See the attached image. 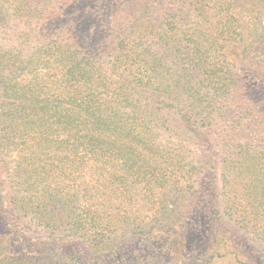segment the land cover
<instances>
[{
	"label": "trees",
	"instance_id": "16d2710c",
	"mask_svg": "<svg viewBox=\"0 0 264 264\" xmlns=\"http://www.w3.org/2000/svg\"><path fill=\"white\" fill-rule=\"evenodd\" d=\"M92 1L0 0V264H264V0Z\"/></svg>",
	"mask_w": 264,
	"mask_h": 264
},
{
	"label": "rangeland",
	"instance_id": "374dc122",
	"mask_svg": "<svg viewBox=\"0 0 264 264\" xmlns=\"http://www.w3.org/2000/svg\"><path fill=\"white\" fill-rule=\"evenodd\" d=\"M97 1L98 0H93L92 4L96 3ZM108 1L109 0H106V4H107V7H106V21H109L110 18H111L110 15H107L109 10H110V5L108 4ZM85 20H86V22H89L90 25H89L87 31H85V32L83 31V34L81 36H83L84 41L87 44H90L92 42V40H97L98 42L96 43V46H93V50L96 53H99L100 48H101L100 45L107 38L108 32L104 30V27H101V26L98 25V23L96 22V20L94 19L93 16L87 17ZM80 22H81V24H85L83 22L82 18H80ZM0 202H1L2 206H3L2 208L4 210H7V208L5 206V203H4V194L3 193L0 194ZM17 219H19L18 220V224L20 225V227L22 229H24L27 232V236L30 239H32V240L35 239L36 241H38V240H42L44 238V236L47 235L42 230L34 228L26 220L20 219L19 217H17ZM237 239H239L238 236H237ZM174 258L175 257H173V254L170 251L169 255L166 256V258L164 260V263L165 264H174L175 263L174 262Z\"/></svg>",
	"mask_w": 264,
	"mask_h": 264
}]
</instances>
